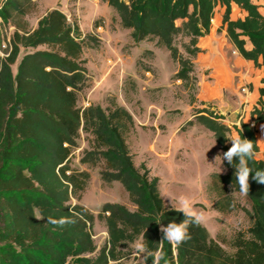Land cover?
<instances>
[{
    "label": "trees",
    "instance_id": "trees-1",
    "mask_svg": "<svg viewBox=\"0 0 264 264\" xmlns=\"http://www.w3.org/2000/svg\"><path fill=\"white\" fill-rule=\"evenodd\" d=\"M103 1L124 28L132 29L135 43L157 38L180 65L175 77L184 81L194 71L193 58L202 52L199 38L210 33L216 7H224L221 27L240 55L264 72V5L254 0ZM233 3L246 12L244 18H231ZM34 7L35 0H0V18L15 27L8 56H0V264H116L124 257V247L139 238L152 251L163 253L161 264H264V183L250 173L243 194L250 206L238 203L232 196L242 194L235 159L232 164L224 159L226 173H213L207 186L209 193L217 194V211L242 210L250 219L249 227L231 240L234 252L202 223L190 225L189 238L179 244L163 240L161 229L184 216L166 208L159 178L144 163L135 165L127 143L135 126L132 114L114 99L107 107L79 106V93L89 81L83 53L90 35L59 8L48 10L29 30L25 18ZM180 34L190 38L184 46L187 57L175 45ZM261 82L251 111L255 125L264 122V76ZM202 112L207 114L199 116L200 123L213 132L224 154L232 145L224 116ZM235 128L241 139L252 141L257 154L255 127L243 122ZM81 131L93 137L81 162H103L102 180L121 183L136 206L131 211L120 203L103 205L98 217L106 223L108 238L98 250L92 231L95 215L71 203L90 179L89 172L70 162ZM248 165L264 170V160L256 155ZM92 253L95 256H88Z\"/></svg>",
    "mask_w": 264,
    "mask_h": 264
},
{
    "label": "rangeland",
    "instance_id": "rangeland-1",
    "mask_svg": "<svg viewBox=\"0 0 264 264\" xmlns=\"http://www.w3.org/2000/svg\"><path fill=\"white\" fill-rule=\"evenodd\" d=\"M66 3L67 5L65 6ZM51 5L63 6L69 21L76 22L79 26L81 25L80 28L84 29L82 31L83 34L90 35L88 46L83 53V58L86 59V63L87 65L89 64L90 68L88 70L89 81L87 87L79 93V106L86 107L90 104H99L102 107H107L111 104V99H114L120 105L119 101L122 100L123 96V101L134 103L137 114L140 113L143 118L148 116L147 112H149L151 121L150 134L143 132L141 135H133L134 140H130L133 150L137 152L135 153V156H137L135 161L137 163L142 161L148 163L145 157L150 155V173L152 176L159 178L160 192L162 197L167 200V203L179 208L177 197L181 194L187 195L193 207L205 213L206 219L202 223L210 234L213 237L217 235L227 251L233 253L231 240L238 230L249 227V217L242 210L229 213L217 211L214 208L217 194L215 192L209 193L207 190L209 182L205 177H201L202 180L200 181L196 180L195 174L192 177L187 176L184 178L186 176L185 172L188 171V162L186 164V161L193 160L197 164L198 157H195L194 151H191V155L186 160L182 158L185 155L184 152L183 154L172 155L173 157L169 156L167 159L170 160V163H166V160H164L166 159L164 155L168 156L166 152L167 146L170 145L173 150L177 148V145L185 146V142L182 141V135H178L175 138V143L169 144V138L172 136L173 131H179L183 134V132L186 133L194 125L204 126L198 119L201 114H207L202 112L204 109L207 112L215 111L224 116L223 122L230 128L228 132L230 139L238 136L236 126L240 127L243 122L246 121L248 123L252 120L251 111L255 103L252 104V102L242 96V89L249 87V85L241 84L240 79L236 75L238 72L235 70L233 61L229 63L225 56L228 53L231 56L230 60H232L238 51L237 49L232 51L231 45L233 44L227 33L222 34L219 28L215 40L212 39L214 41L209 37L201 40L205 48L204 54L197 58L196 63L194 62V71L191 73L190 79L184 81L175 77L180 65L172 59L170 52L165 46L157 42V38H147L135 43L131 37L132 29L124 28L121 25L120 17L116 11L113 16H109L107 13V18L99 16L94 19L95 8L104 14L106 13L102 0H83L82 4H79L78 0H35L34 9L25 18L28 22L27 29H33L38 19ZM262 7L264 8V6ZM215 11L212 24H216V17H220V7L217 6ZM261 11L264 12V9ZM80 14L82 15L81 17L79 16ZM106 19H108L109 23L107 27L105 26ZM178 23L180 24L181 22L179 21ZM98 25L104 26L106 32L116 38L115 42H112L111 51L107 48L103 51V40L98 37L101 31L98 32L96 29ZM14 30V25L7 24L2 26L0 28V38L5 40V42L8 39L11 40ZM189 39L185 34H180L175 38V45L185 57L188 54L184 46L189 43ZM212 42L217 44V47H224L225 51H212ZM136 46L140 49L137 50L135 68L136 73L142 79V85L135 82L130 75L125 74L124 78L119 80L117 76V72L121 77L124 74L122 71V68L124 69V57L121 54L135 53ZM217 47L215 49H218ZM114 49L121 54L117 56ZM100 56L102 59H100ZM118 58L121 60L114 64ZM109 61H112V63L110 64ZM16 67L17 64L14 65V70H16ZM237 68L240 71H247V67L242 64L238 65ZM147 72L149 73L147 74ZM115 75L116 77L112 79ZM107 77L109 79H106ZM229 94L239 96V102L233 100ZM188 121H192V124L188 125ZM195 132L193 130L192 133H188V137L192 136V142L189 141V144H193V148H197L196 142L193 143V139L196 138L194 136ZM146 137L150 139V154L146 153V149L142 150L140 148V146L142 148L146 146V142H144ZM92 139V135L81 131L78 138V146L71 155V166L80 171H87L90 174L86 189L80 194V197L72 198L71 203L81 204L95 215L96 219L92 231L98 250L105 244L106 237H108L105 230L106 223L98 215L105 203L123 202L124 193L127 192H124L126 190L119 182L108 183L102 180L101 171L105 168L103 162L96 166L81 162L80 159L84 152L91 149ZM178 164L180 169L177 167ZM173 165H175L174 169ZM221 166H223L222 163H220V168ZM176 173L181 176V180L179 178L175 180L173 175ZM232 196L241 205L250 206L249 201L243 194L232 192ZM124 202L126 203V200ZM127 203L135 207L130 198ZM138 244H141L140 238L125 246L124 257L116 264H132L135 260L143 261L141 259L143 250L137 249ZM95 254H88V256H95Z\"/></svg>",
    "mask_w": 264,
    "mask_h": 264
},
{
    "label": "crops",
    "instance_id": "crops-1",
    "mask_svg": "<svg viewBox=\"0 0 264 264\" xmlns=\"http://www.w3.org/2000/svg\"><path fill=\"white\" fill-rule=\"evenodd\" d=\"M78 1H79V4H82L83 3V0H78ZM254 1L257 2V3H260L262 5H264V0H254ZM102 3H103V6L105 8V12L106 13L104 14V13H102V11H99L97 8H95L94 14H93V18L94 19L97 18V17H99V16L107 18V13L109 14V16H113V14H116L115 13V10L112 9V7H110L106 1H103L102 0ZM66 5H67V3L65 4V6ZM219 7L221 9V13H220V17H218V18L216 17V19H215L216 20V24H212L211 31H210V33L208 35L199 38L198 46L202 49V52H200L198 54V56L194 59V62L195 63L197 62V58H199L201 55H203L204 54V51H205L204 45H203V43L201 41L202 39L209 37L211 40L212 39L215 40V37L218 34V29L219 28H220L222 34H226L225 29L221 27L222 16H223L222 12H223L224 7H221V6H219ZM53 8H59L60 10H62L66 14V11H65V9H64L63 6L59 7V6H54V5H51L46 10V12L48 10L53 9ZM78 9H81V8H78ZM262 9H264V8L261 7V10ZM46 12H44L43 15H45ZM245 15H246V12L244 10H242L237 4H235V3L232 4L231 18L233 20H236L238 18H244ZM79 16L81 17L82 15L80 14ZM37 23H38V21H37ZM37 23L34 26V28L37 26ZM79 23H80V21H79ZM108 25H109L108 19H106L105 26L107 27ZM96 29H97L98 32L101 31V32H99L100 33V36H98V37L101 40H103V42H102L104 44L103 47H102L103 51L106 48L108 50L110 49V51H111L112 50L111 49L112 42H115L114 40L116 38L113 37L112 35L108 34L106 32V30H105L106 28L104 26H102V25H98L96 27ZM81 30L84 31V29H81ZM214 40H212V41H214ZM216 45L217 44H215V43L212 42V44H211V47H212L211 50L212 51H215V50H217V51H223L224 50V47H217ZM231 46L233 48L232 51H235L237 49L234 45H231ZM215 47H217L218 49H215ZM246 47L247 48H250L251 47V43L248 42L247 45H246ZM135 49H136V52L135 53L133 52V53H130V54H127V55H123L118 50H115L114 49V51L117 54V56L119 54H121L124 57V61H123L124 69L122 68V71H123L124 74H122V77H121L119 75V73L117 72V74H118L117 76H118V80H119L121 78H124V75L125 74L130 75V76L133 77V80L135 82H138L139 85H142V83H141L142 79L136 73V68H135V62H136V59H137V50L140 49V48L138 46H136ZM236 54L237 55H235L232 60H230L231 56H229L228 53L225 56H226V59H227V61L229 63H230V61H231V63L233 61L234 65H235L234 66L235 67V70H237L236 72H238V73H236V75L240 79L241 84L243 83V84L249 85V87L247 86V92L243 93V95H242L243 98L246 99V100H248V101H250V102H252V104L253 103H256V101L259 98V89L262 86V82L261 81H262V78L264 76L263 69L262 68H259V67L258 68L255 67L254 66V63L252 61L244 59L240 55V53L238 51L236 52ZM100 59H102V57ZM240 64L246 66L247 67V71H245V72L244 71H240L237 68L238 65H240ZM86 67L89 68V64L87 65V63H86ZM88 70H90V68ZM148 73L149 72H147V74ZM109 77H111V76H109ZM109 77H107L106 79H109ZM115 77H116V75L113 76L112 79H114ZM143 81H145V80L143 79ZM102 94H104V93H102ZM123 98L124 97L122 96V100L119 101V104L121 106H124L132 114V116L134 118V123H135L134 129L127 135L128 136L127 137V143L129 145V148H130L131 152L134 154V163H135L136 166H140V164L144 163L146 165V167L150 170V168H151L150 167V155H148L147 157H145V160H148V163H145L143 161L141 163H137L135 161V157H137V156H135V153H137V152L133 150L132 144L130 142V140H134L133 135L134 136H137L138 134L141 135L143 132L146 133V134H150V122H151L150 121V113L147 112L148 113V116H146L147 118L146 117L143 118V116H141L140 113L137 114V110L135 109L136 106H134V103L123 101ZM134 110H136V111H134ZM254 127L256 129V138H257V142H258V146H259V151L256 154V158L261 159V160H264V122L257 123ZM146 130H148V131L146 132ZM193 130L196 131L195 134H194V136L196 138L193 139V143L196 142L195 145H197V148H193L192 147L193 144H189V141L192 142V140H191L192 139V136L190 135V137H188V135H189L188 133H192ZM178 135H182V137H183L182 138V141L185 142V146L177 145V148L175 150H173L170 147V145L167 146L166 152H167L168 156L164 155L165 158H166L164 160H166V163H170V160L167 159V158H169V156L173 157L172 155H176L178 153L183 154V152H184L185 155H183L182 158H185V160H186L191 155V151H194L195 157H198L197 158V164L193 160H191V161L187 160L186 161V164L188 162V165H187L188 166V171L185 172V175L186 176H184V178L187 177V176L192 177V175L195 174L197 181L202 180L201 177H205L206 180H208V182L210 183V181H211L210 175L212 173H214V172L215 173L216 172L217 173H221V174H225L226 173V167L224 165V159L222 158L223 157V152H222L219 144L217 143V141H216V139H215L214 134H213L212 131H210L208 128H205L204 126H201L200 127L198 125L192 126L186 133L183 132V134L181 132H179V131H175L174 130L173 133H172V136H170V138H169V144L170 143H172V144L175 143V138H177ZM149 137H148V139L146 137V141H144V142H146L145 143L146 146L143 147V148H142V146H140V148L142 150H145L146 149V153H149L150 154V139H149ZM133 143H135V142H133ZM181 150H184V151H181ZM181 161H183V160H181ZM220 163H222V165H223V166H221V168H220ZM174 166L175 165H173V169H174ZM177 167L180 169L179 164L177 165ZM179 176L180 175H178L177 173L173 175V177L175 178V180H176V178H179L180 179L181 176L180 177ZM122 187H120V188H122ZM124 192H127V191H124ZM123 197H124V200H123V202L121 201L120 204H123V205L125 204V206H127L131 211L136 210V206L135 207L134 206H130L127 203V201L129 200V198H128L129 197L128 192L127 193H124V196ZM125 200H126V203L124 202ZM163 200H164V203H165L166 208L179 209L176 206L169 205L167 203V200L164 197H163ZM105 230H106V235H108V233H107V227H105ZM106 238H108V237H106ZM140 242H142V239L141 238H140ZM119 261H121V260H119ZM134 262H142V260H135Z\"/></svg>",
    "mask_w": 264,
    "mask_h": 264
},
{
    "label": "clouds",
    "instance_id": "clouds-1",
    "mask_svg": "<svg viewBox=\"0 0 264 264\" xmlns=\"http://www.w3.org/2000/svg\"><path fill=\"white\" fill-rule=\"evenodd\" d=\"M230 140L232 141V145L223 154V159L227 160L229 164H232L233 159L238 162V166L235 168L236 180L239 184L240 192L244 194L249 187V174H252V179L255 181L264 183V170H254L248 165V161H251L256 155L252 141L245 138L241 139L239 136ZM177 200L180 205L178 211L183 213L184 219L179 223H170L161 230L163 240L179 244L181 241L189 238V226L202 223L206 217L203 211H198L193 207L187 195L181 194L177 197ZM51 222L56 223V221ZM137 249L143 250L141 259L145 260L146 264L149 259H151V264H161V261L164 259L162 252H154L144 244H138Z\"/></svg>",
    "mask_w": 264,
    "mask_h": 264
},
{
    "label": "built area",
    "instance_id": "built-area-1",
    "mask_svg": "<svg viewBox=\"0 0 264 264\" xmlns=\"http://www.w3.org/2000/svg\"><path fill=\"white\" fill-rule=\"evenodd\" d=\"M211 21L213 22L214 19H212ZM4 25H6V24H5V23L2 21V19L0 18V28H1L2 26H4ZM9 50H10V40L8 39V41L5 42V40H3V39L0 38V56H1V57H6V56H8V54H9ZM120 60H121V59L118 58V59L115 61L114 64H117V62H119ZM109 63L111 64L112 61H109ZM242 91H243V93L247 92V88H246V87L243 88ZM248 123H249L252 127L255 126L253 120H251V121L248 122Z\"/></svg>",
    "mask_w": 264,
    "mask_h": 264
},
{
    "label": "water",
    "instance_id": "water-1",
    "mask_svg": "<svg viewBox=\"0 0 264 264\" xmlns=\"http://www.w3.org/2000/svg\"><path fill=\"white\" fill-rule=\"evenodd\" d=\"M229 96L233 99L236 100V102H239V97L235 94H229Z\"/></svg>",
    "mask_w": 264,
    "mask_h": 264
}]
</instances>
